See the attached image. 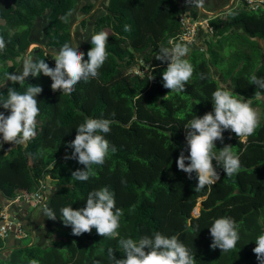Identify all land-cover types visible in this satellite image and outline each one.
<instances>
[{
  "label": "trees",
  "instance_id": "16d2710c",
  "mask_svg": "<svg viewBox=\"0 0 264 264\" xmlns=\"http://www.w3.org/2000/svg\"><path fill=\"white\" fill-rule=\"evenodd\" d=\"M78 1L0 0V36L6 42L0 51V81L18 69L16 58L23 57L32 43L33 21L43 15L45 45L29 57L45 59L50 67L55 66L47 50H58L71 42V13ZM105 7L93 20L95 33L108 29L109 35L108 59L96 78L79 82L70 95L53 92L51 78L43 73L29 76L23 84L10 82L0 89L3 100L7 87L20 93L33 85L42 88L36 97L39 123L35 138L26 145L9 148L11 144L4 143L0 147V193L13 198L22 190H34L39 179L49 176L56 188L45 205L56 213V221L65 229L63 240L55 245L18 247L8 256L3 254L5 244L0 237V264H30L32 260L38 264H111L109 247L117 258L124 257L119 239L138 241L156 232L178 236L194 254L196 264H259L252 249L255 238L264 233V120L255 134L243 141L232 133L215 142L217 152L229 145L239 156L241 168L238 174L228 177L217 167L220 179L214 185L197 191L196 174L189 178L177 168L176 158L181 151L188 155L184 128L187 123L212 111L211 94L220 84L213 75L210 58L214 66L225 69L223 54L213 49L219 48L223 37L228 42L230 35H237L253 44L243 58L227 67L224 75H229L234 94L253 105L261 103L258 97L264 95V90L250 84L249 77L255 73L264 78V60L256 41L251 39L264 41V6L254 10L241 2L222 16L209 19L212 34L219 38L209 41L205 49L188 46L190 51L185 58L194 72L181 93L168 92L163 87L161 74L167 63L155 59L160 47L168 46L181 33L182 8L176 0H107ZM89 8L91 5H85L82 10ZM191 14L198 13L192 10ZM125 25L131 30L125 31ZM236 26L243 34L236 33ZM90 48L89 42L82 51L84 59ZM138 58L150 65L142 76L128 72ZM0 112L10 114L2 107ZM87 118L111 122V131L105 138L116 151L103 165H93V174L87 181H78L71 174L83 165L75 159L65 160V155H71L69 143L75 138L76 127ZM101 187L114 193L116 207L123 212L119 236L102 237L94 228L91 233L72 235L71 227L64 226L60 219V209L84 207L88 193ZM199 198V212L193 216ZM221 216L231 217L238 225L240 238L229 252L210 248L209 227Z\"/></svg>",
  "mask_w": 264,
  "mask_h": 264
},
{
  "label": "clouds",
  "instance_id": "9594fccd",
  "mask_svg": "<svg viewBox=\"0 0 264 264\" xmlns=\"http://www.w3.org/2000/svg\"><path fill=\"white\" fill-rule=\"evenodd\" d=\"M184 2L190 7L204 6V0H184ZM130 30L131 27L125 25V31ZM108 37L105 31L91 35V48L87 51V59H84V53L79 50V43H65L58 50H53L51 56L55 61L54 67H50L45 59L35 60L26 57L21 69L16 73H8L6 79L0 81V87L6 86V81L23 84L29 76L37 77L43 73L51 78L50 87L53 92L59 90L70 95L79 82H88L98 76L99 69L108 59ZM5 47L6 42L0 36V51ZM189 51V47L182 42H169L168 46L160 47L155 59L167 63L161 75L163 87L168 89V92L185 91L186 84L192 78L194 67L185 58ZM147 68H150L149 64ZM249 83L264 90V78L258 77L255 73L250 75ZM7 89V97L0 100V107L10 110V114L5 116L0 112V147L4 143L26 145L36 136L39 115V102L36 97L42 92V88L33 85L24 93L17 92L11 87ZM211 102L212 111L206 112L203 116H195L184 127L188 155L185 156L181 151L176 158V166L179 170L187 173L189 178L192 173L196 174L197 191L214 185L220 179L217 167L222 168L223 174L228 177L240 171L239 156L229 145L219 149L218 154L214 151L217 149L215 142L223 141V132L230 130L238 138H247L254 135L261 124L260 116L253 109L250 101L234 94L224 84L212 92ZM110 124L108 119L87 118L76 127L75 138L69 143L72 153L70 156L65 155V160L75 159L83 165L82 169L72 172L71 176L75 180L87 181L93 174V165H103L109 154L116 151L105 138V134L111 131ZM213 160L216 162L215 165ZM51 192L50 190L48 197ZM42 215L53 221L57 219L56 213L47 205L42 208ZM122 215V210L116 207L114 193L108 187L90 191L82 208L73 209L71 206H65L60 209L63 225L70 226L74 236L91 233L94 228L102 237L117 238ZM209 232L212 238L210 248H219L221 252L235 249L240 238L238 225L234 219L226 216L216 218L211 223ZM118 243L124 252V257L117 258L115 250L109 247L107 255L111 264H196L194 254L176 235L166 236L156 232L152 237L143 236L138 241L131 238L119 239ZM252 251L259 264H264V233L255 238V247ZM30 264H38V261L32 260Z\"/></svg>",
  "mask_w": 264,
  "mask_h": 264
},
{
  "label": "rangeland",
  "instance_id": "374dc122",
  "mask_svg": "<svg viewBox=\"0 0 264 264\" xmlns=\"http://www.w3.org/2000/svg\"><path fill=\"white\" fill-rule=\"evenodd\" d=\"M107 0H79L78 4L76 5V8L71 15L73 18L72 24H71V44H76L79 43V50L83 51L85 45H87L90 42V37L93 35L94 32V26H93V20L95 19V16L97 14H100L105 11V6H106ZM176 3L178 6L181 8L179 5L178 1L176 0ZM85 5H91V8H89L87 11H83L82 7ZM256 10V9H254ZM203 12V9L201 8L198 10L197 16H194L191 14L190 11H184L182 9L181 16H186V14H191L195 19L201 20L200 23L201 25H197V30L198 28H201L202 30V42H203V47L202 48H207L209 41L212 40H217L219 37L216 35L212 34V27L209 25V19L213 16L219 15L218 12H211L210 14H201ZM222 16V14L220 15ZM196 21V20H195ZM198 22V21H197ZM46 27V19L43 16H40L36 18L33 21L32 25V35H31V44L26 50V52L23 54V57H17L16 60L19 62V67L16 70L18 72L21 67H22V62L24 60L25 55L27 57L31 56L34 54L35 49L39 47L41 41H44V31ZM105 32L108 31V29H104ZM198 32V31H197ZM224 41H222L218 46H213V49H215L217 54H223L222 57L225 60V69H219L217 66H214L212 64V58H210V64H211V69L213 72V75L215 78L219 81V84H224L228 86L231 90L233 87L230 84V77L229 75H224L225 71L227 70V67L229 68L232 66L234 63L237 62L238 58H243V54L248 53L252 49V43L247 39V38H241L238 37L237 35L229 36L228 42L227 38L223 37ZM256 40V39H254ZM260 43L263 45L264 41L260 40ZM218 45V44H217ZM194 46V45H193ZM230 49V50H228ZM226 51V55H224ZM49 53V52H48ZM51 55V53H49ZM207 57L210 56V54L206 53ZM211 57V56H210ZM264 58V54H263ZM221 61V60H220ZM219 61V62H220ZM222 62V61H221ZM11 64V61L8 62ZM232 63V64H231ZM146 62H144L142 59H136L133 67H131L128 72L133 73V74H139L142 75L149 69L147 68ZM15 72V73H16ZM261 100L260 104H251L254 110L257 111V113L260 116L261 121L264 120V95L258 97ZM250 101V100H248ZM251 102V101H250ZM39 122L37 121V124ZM186 132V130H185ZM232 132L230 130H225L223 132V136L226 138L231 137ZM242 141L245 140V138H240ZM218 141V140H217ZM216 141V142H217ZM13 146L11 145L9 148H12ZM224 147V146H223ZM216 153L218 154L217 150H215ZM42 182L46 181L47 183L50 184L49 188L51 191H54L56 188V184L52 181V179L49 176H46L44 179H39ZM202 198L198 199V202L192 211V215L196 216L198 215L199 208H200V201ZM33 210V208H31ZM29 240V237H26L23 239V242L26 243ZM30 245V244H27Z\"/></svg>",
  "mask_w": 264,
  "mask_h": 264
},
{
  "label": "crops",
  "instance_id": "0c3cea01",
  "mask_svg": "<svg viewBox=\"0 0 264 264\" xmlns=\"http://www.w3.org/2000/svg\"><path fill=\"white\" fill-rule=\"evenodd\" d=\"M177 1L184 11L192 12V10H194L198 12V10L202 8L203 12L200 13V15L210 14L211 12H220V14L225 12L227 13L231 7L240 5V3L243 2L242 0H204L203 7H190L189 5L185 4L184 0ZM234 30L238 34H243L239 26H236ZM251 39L256 41V45L260 50V57L262 60H264V44L262 45L260 43L261 39ZM201 40L202 30L201 28H198L195 44L194 46L193 44L190 45V47L194 48L196 46L198 48H202L203 42ZM31 208H33V210H31ZM42 208V206L34 201L27 202L20 199L18 195L13 198H6L0 193V211L6 210L15 222L21 224L25 232L24 236H21L16 234L13 229L10 230L7 238L4 239L5 245L3 254L5 256H8L11 250L14 248L30 245H37L41 248H47L55 245V242H61L63 240L62 236L64 235L65 229H61L60 224L56 220L53 221L44 217L42 215ZM26 237H29V240L24 243L23 239Z\"/></svg>",
  "mask_w": 264,
  "mask_h": 264
},
{
  "label": "built area",
  "instance_id": "2783aa9c",
  "mask_svg": "<svg viewBox=\"0 0 264 264\" xmlns=\"http://www.w3.org/2000/svg\"><path fill=\"white\" fill-rule=\"evenodd\" d=\"M249 8L258 9L259 7L264 6V0H242ZM181 23V33L178 34L175 38L171 39L172 43L182 42L187 46L194 44L196 41L197 35V25H201V20L195 19L191 14H186V16L179 17ZM196 20V21H195ZM198 21V22H197ZM147 72V71H146ZM145 72V73H146ZM50 185L46 181L42 182L39 180L36 188L32 191L22 190L18 197L27 202L34 201L40 206L44 207L47 200L48 194L50 192ZM13 229L16 234L24 236L25 232L21 224L15 222L6 210L0 211V237L2 239L7 238L10 230Z\"/></svg>",
  "mask_w": 264,
  "mask_h": 264
},
{
  "label": "water",
  "instance_id": "95a60500",
  "mask_svg": "<svg viewBox=\"0 0 264 264\" xmlns=\"http://www.w3.org/2000/svg\"><path fill=\"white\" fill-rule=\"evenodd\" d=\"M76 8V7H75ZM75 8L73 9V11H72V13H71V15L73 14V12H74V10H75ZM105 9H106V7H105ZM219 14H220V12H219ZM71 21H73V18L71 17ZM44 37H45V35H44ZM44 45H45V42L43 41H41V43H40V47H43L44 48ZM85 47H86V45H85ZM53 50H55V49H49V50H47V53L49 52V53H51ZM27 56L25 55V57L24 58H26ZM6 79V78H5ZM4 80V79H3ZM2 80V81H3ZM11 81H6L5 82V84L7 85V84H9ZM1 88H3V87H0V89Z\"/></svg>",
  "mask_w": 264,
  "mask_h": 264
}]
</instances>
